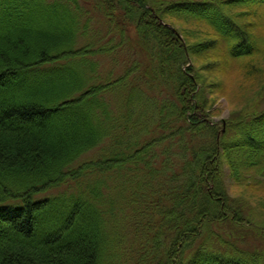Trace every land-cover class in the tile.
Segmentation results:
<instances>
[{
    "label": "trees",
    "instance_id": "obj_1",
    "mask_svg": "<svg viewBox=\"0 0 264 264\" xmlns=\"http://www.w3.org/2000/svg\"><path fill=\"white\" fill-rule=\"evenodd\" d=\"M253 5L0 0V264H264ZM214 68L255 81L221 133Z\"/></svg>",
    "mask_w": 264,
    "mask_h": 264
},
{
    "label": "rangeland",
    "instance_id": "obj_2",
    "mask_svg": "<svg viewBox=\"0 0 264 264\" xmlns=\"http://www.w3.org/2000/svg\"><path fill=\"white\" fill-rule=\"evenodd\" d=\"M263 11H264L263 8H259V6L253 5L252 6V10H250V14H253V12H254L253 15L257 17L255 19V22L252 21L254 29H255L254 30L255 39L260 37L264 41V15L261 14ZM109 64H110L109 60H107V59H102L101 60V69H103V71H102V75L103 76H105V73L108 70H110V72H112V71L115 72V74L120 71V66L119 65L112 64V67H111ZM201 64L202 63L197 64L196 66L198 68H202V66L205 65V64H202V65ZM198 68H196V69H198ZM258 68H260V67L258 66ZM213 71L214 72H210L211 73L210 75L206 71V75H209L211 78L217 77V80H219V81L222 80L223 85H224V87H223L224 88L223 95H225V96L223 98H221L220 100H218V102H217V104L215 106L217 112L212 114V116L210 117V120L216 126L217 131L221 133V131L224 130L225 122L227 121V119L229 117V113L230 112H237L238 110H240V108H241L240 100H239L240 97L243 98V96H245V94L248 93L250 88L255 85V81L253 82L250 78H243V79L240 78L239 80L238 79L234 80L232 78V79L228 80V78H224V77L220 76L217 73L218 71L215 68H214ZM263 104H264V98H262V99L260 98L259 101L256 102L255 107H259L260 108ZM104 147H105V143L100 145L101 149H103ZM99 151H100V149H97V150L94 149L93 151L87 153L86 155H84L80 159L79 163H83L84 161H87V160H89L91 158L92 159L96 158V156L98 155ZM227 176L229 177L230 175L227 174ZM228 177L226 178V179H228L226 181V185L228 187V190L230 191V193H232V195L236 196L240 192H242L243 189L232 187V185L230 184L231 183L230 182L231 179H230V177L229 178ZM263 191L264 190H262L260 192H257L256 194L253 193L254 194L253 195L254 198L252 197V199L256 200L254 205L257 207V209L259 208L257 206V204L259 203L260 199L262 197H264V192ZM247 193L250 194L252 192H250V190H248Z\"/></svg>",
    "mask_w": 264,
    "mask_h": 264
}]
</instances>
